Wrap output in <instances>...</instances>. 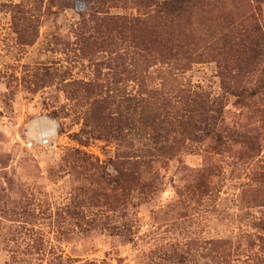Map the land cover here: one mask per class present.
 Segmentation results:
<instances>
[{"label": "rangeland", "instance_id": "374dc122", "mask_svg": "<svg viewBox=\"0 0 264 264\" xmlns=\"http://www.w3.org/2000/svg\"><path fill=\"white\" fill-rule=\"evenodd\" d=\"M212 2L173 70L134 53L132 0H0V264H264V96L222 88L251 79L214 38L264 0ZM201 94L223 141L186 124Z\"/></svg>", "mask_w": 264, "mask_h": 264}, {"label": "trees", "instance_id": "16d2710c", "mask_svg": "<svg viewBox=\"0 0 264 264\" xmlns=\"http://www.w3.org/2000/svg\"><path fill=\"white\" fill-rule=\"evenodd\" d=\"M132 1L139 7L150 10L147 18L136 17V22L130 23L129 27L127 24L131 30V46L135 48L134 53L143 57V62L152 64L158 60L160 64H167L173 70L188 69L195 59H193L194 53L189 50L190 46H187L190 34L187 33L186 26L192 22L196 9L199 8L206 12L208 8L205 6L212 7L217 2H212V0ZM155 7L156 9H154ZM249 20L252 21L253 30L250 28L238 30L236 31L238 34L235 35H233L234 29H231L234 32L222 30V33L214 35V38L218 39L217 43H221L224 52L226 50L234 52L231 59L225 58V61L234 63L239 73L244 72L246 77L251 79L245 85H240V82L235 81L233 82L234 85H231L226 80L233 79L229 77L232 71L228 68L221 71L222 88L228 89L229 94L237 97V102L243 105H248L249 101L264 96V31L253 17L247 16L241 24L246 25V21ZM119 59L120 57L117 58V60ZM123 64L125 65V62ZM132 64L135 63H128V66L125 67L128 74L132 73ZM225 100L224 95L211 98L210 94H201L200 103L197 102L199 106L193 107L194 112L191 111L187 116L186 124L190 125L194 119L199 117L202 122L209 121L211 123L206 131V136L223 141V133L220 131L219 123ZM197 124L198 122L194 127H191L196 128ZM190 130L194 129L190 128ZM162 149L169 150L172 147L163 145Z\"/></svg>", "mask_w": 264, "mask_h": 264}]
</instances>
